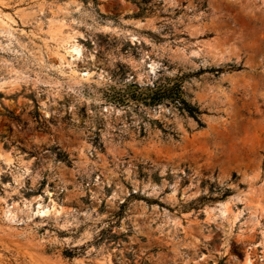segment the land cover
I'll return each instance as SVG.
<instances>
[{
    "label": "rangeland",
    "instance_id": "1",
    "mask_svg": "<svg viewBox=\"0 0 264 264\" xmlns=\"http://www.w3.org/2000/svg\"><path fill=\"white\" fill-rule=\"evenodd\" d=\"M0 264H264V0H0Z\"/></svg>",
    "mask_w": 264,
    "mask_h": 264
},
{
    "label": "bare ground",
    "instance_id": "2",
    "mask_svg": "<svg viewBox=\"0 0 264 264\" xmlns=\"http://www.w3.org/2000/svg\"><path fill=\"white\" fill-rule=\"evenodd\" d=\"M56 29V28H55ZM59 29V28H58ZM53 31V32H52ZM58 31V30H57ZM52 33H54V30H51ZM56 32V31H55ZM76 54V53H75Z\"/></svg>",
    "mask_w": 264,
    "mask_h": 264
},
{
    "label": "trees",
    "instance_id": "3",
    "mask_svg": "<svg viewBox=\"0 0 264 264\" xmlns=\"http://www.w3.org/2000/svg\"><path fill=\"white\" fill-rule=\"evenodd\" d=\"M68 254H69L68 256H69V257H71V256H70V255H71V253H69V252H68Z\"/></svg>",
    "mask_w": 264,
    "mask_h": 264
}]
</instances>
